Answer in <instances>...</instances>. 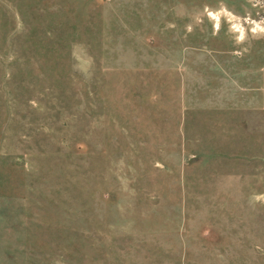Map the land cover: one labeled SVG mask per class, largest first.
Returning a JSON list of instances; mask_svg holds the SVG:
<instances>
[{"label": "rangeland", "instance_id": "obj_1", "mask_svg": "<svg viewBox=\"0 0 264 264\" xmlns=\"http://www.w3.org/2000/svg\"><path fill=\"white\" fill-rule=\"evenodd\" d=\"M260 28L264 0H0V264H264Z\"/></svg>", "mask_w": 264, "mask_h": 264}, {"label": "clouds", "instance_id": "obj_2", "mask_svg": "<svg viewBox=\"0 0 264 264\" xmlns=\"http://www.w3.org/2000/svg\"><path fill=\"white\" fill-rule=\"evenodd\" d=\"M258 27H259V26H258ZM260 31H261V32H264V28H260Z\"/></svg>", "mask_w": 264, "mask_h": 264}]
</instances>
